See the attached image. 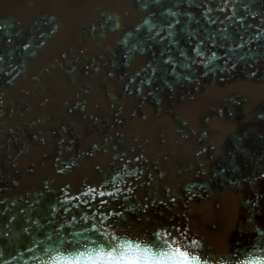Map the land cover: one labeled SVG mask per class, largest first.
Instances as JSON below:
<instances>
[{
    "label": "water",
    "instance_id": "water-1",
    "mask_svg": "<svg viewBox=\"0 0 264 264\" xmlns=\"http://www.w3.org/2000/svg\"><path fill=\"white\" fill-rule=\"evenodd\" d=\"M0 57V264L264 257V0H0Z\"/></svg>",
    "mask_w": 264,
    "mask_h": 264
},
{
    "label": "snow or ice",
    "instance_id": "snow-or-ice-1",
    "mask_svg": "<svg viewBox=\"0 0 264 264\" xmlns=\"http://www.w3.org/2000/svg\"><path fill=\"white\" fill-rule=\"evenodd\" d=\"M7 43L11 44L12 40L9 39ZM24 47L27 51L30 45L25 44ZM196 51L199 54V50ZM213 56H215V53H213ZM2 60L3 57H0V61ZM95 191V188H90L89 191L83 192V195L88 197L90 193ZM129 191L131 192L132 189H129ZM103 196L104 193L101 192L100 198L102 199ZM109 196H112V193H109ZM72 199L77 200L79 197H72ZM125 210H127L126 206ZM103 211L107 212V209L105 208ZM111 215L113 219L117 216L123 217V213L115 209L112 210ZM70 218L75 219L76 217ZM109 223H111V220H109ZM24 230L27 231V229ZM92 231L98 234L95 239H91L93 245L98 244L97 247H85L86 241L74 243L72 240L61 238L63 251H61V247L55 248L57 255L52 256L51 264H206L202 257L193 256L183 248L170 247L167 251L157 250L159 246L153 244L151 239L147 243L135 242L131 239L120 242L119 234L110 237L109 241L105 243L101 240L104 233L100 232L99 228L92 227ZM77 235H81V233H77ZM196 243L197 241H193V244ZM29 250L31 251L30 247ZM242 264H264V257L259 260L249 259L243 261Z\"/></svg>",
    "mask_w": 264,
    "mask_h": 264
}]
</instances>
